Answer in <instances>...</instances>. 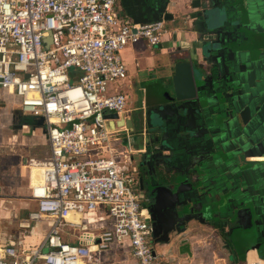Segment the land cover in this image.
I'll return each instance as SVG.
<instances>
[{"label": "built area", "instance_id": "obj_1", "mask_svg": "<svg viewBox=\"0 0 264 264\" xmlns=\"http://www.w3.org/2000/svg\"><path fill=\"white\" fill-rule=\"evenodd\" d=\"M118 1L0 0V95L23 113L41 116L50 145L43 159L28 160L38 171L31 194L37 207L18 224L29 230L51 220L40 245L0 246V264H80L126 240L138 264H164L154 250L150 211L133 188L131 147L119 150L121 133L108 123L118 120L114 114L128 117L127 94L111 92L128 74L122 50L141 41L160 45L167 23L129 22ZM99 209L112 220L99 240L62 239L60 228L70 223V213ZM245 264H264V258Z\"/></svg>", "mask_w": 264, "mask_h": 264}, {"label": "water", "instance_id": "obj_2", "mask_svg": "<svg viewBox=\"0 0 264 264\" xmlns=\"http://www.w3.org/2000/svg\"><path fill=\"white\" fill-rule=\"evenodd\" d=\"M122 2L141 21L164 19L172 31V74L151 110L136 108L130 119L114 114L120 120L108 123L144 159L142 189L155 202L171 196L161 200L174 225L161 238L170 242L192 224L229 226L235 235L248 224L244 239L262 237L264 0ZM188 245L181 240V247Z\"/></svg>", "mask_w": 264, "mask_h": 264}, {"label": "crops", "instance_id": "obj_3", "mask_svg": "<svg viewBox=\"0 0 264 264\" xmlns=\"http://www.w3.org/2000/svg\"><path fill=\"white\" fill-rule=\"evenodd\" d=\"M118 8L121 17L129 22L143 23L137 15L133 16L128 12V7L124 5L122 0L118 1ZM169 10L173 9L170 8ZM169 28L170 24L169 26L167 24L168 31L160 45L150 46L147 42L141 41L127 46L121 52L128 74L120 84L111 87V92L118 89L127 94L128 116H131V112L136 108L147 107L148 98L154 100L158 95V88L172 74L168 56V49L172 46V31ZM137 92L144 95L141 98V104L134 107L133 105L139 101ZM3 103L10 104V106L6 105L5 107L9 109L7 115L11 118V121H8L11 123V127L13 126L14 129L18 130L26 129L27 126L19 121L23 119L21 117L22 110H15V107L19 105L13 99H6L0 95V107ZM122 115L124 118V114ZM16 120L19 123H16ZM5 123L3 127H6ZM24 132L23 135L27 136L28 139L27 144L21 142L24 149L16 147L15 144H12L10 151L0 148V185L3 188V196L0 198V246H38L44 241L51 227L49 218L35 222L29 230L20 228L18 224L20 218L26 217L30 211L37 207V201L31 195L32 183L36 180L33 177V169L28 166V160L33 157L43 159L50 152V145L46 144L45 136L41 135L37 127L32 126L30 131ZM118 137L119 142H121V135L119 134ZM6 141V137L1 135L0 144L3 145ZM16 142L18 141L16 140ZM46 148L48 149L46 155L39 158V151ZM129 148L125 146L123 149L129 150ZM135 152L137 151L131 146L128 155ZM67 217L70 223L62 224L60 234L65 242L72 244H88L97 241L103 231L112 225V220L106 209L83 214L72 212ZM151 236L153 246L161 249L160 252L154 248L164 264H243L248 259L253 261L257 257H261L254 243L246 242V244L244 243L245 260L239 261V252L244 244L237 246L235 239L223 237L209 225L192 224L183 235H175L170 242H165L160 236H156L154 228H152ZM183 239L189 242V248L185 251L187 250L191 254L182 253L184 252L182 250L184 247H181V240ZM93 250H96V247ZM39 264L44 263L40 262ZM80 264H138V260L133 256L130 243L126 240L113 243L105 251L96 250L91 259Z\"/></svg>", "mask_w": 264, "mask_h": 264}, {"label": "flooded vegetation", "instance_id": "obj_4", "mask_svg": "<svg viewBox=\"0 0 264 264\" xmlns=\"http://www.w3.org/2000/svg\"><path fill=\"white\" fill-rule=\"evenodd\" d=\"M159 94V93H158ZM159 98H161V96L159 95ZM152 102L154 103V100L148 98V106L145 107L146 108V111L147 110H151L152 106ZM150 105V106H149ZM143 107V106H141ZM151 107V108H150ZM133 112V111H132ZM131 112V114H132ZM131 117V116H128V118ZM130 119V118H129ZM167 145L169 146L170 143H167ZM138 152V151H137ZM135 152L134 154H130L128 155L127 157V161H128V164H129V167H130V172H131V175L133 177V188H134V191L135 193L137 194L138 198L142 201L143 204H145L149 211H150V215H151V225H152V228H154L155 232H156V236H160L161 235H164L163 232L167 229H171V224L174 225L172 222V220L169 218L167 219L168 217V213L165 211V208H164V205L166 204H163V201L161 199H163L164 201L165 200H168L171 198L170 195H165L164 198L161 197L160 198V201L159 202H155V196H153L151 194V191H149L147 188L145 189H142V184H141V175H142V163L144 162L143 158L139 156V153ZM174 160V161H173ZM176 159H172V160H168L169 164H173L175 162ZM173 162V163H172ZM170 164V165H171ZM192 177V176H191ZM193 178V177H192ZM191 179V178H190ZM182 190V195L185 197L187 195V193L189 192L190 188H183L181 189ZM181 195V193L178 192V198L180 201H183L184 200V197ZM189 198V197H188ZM193 206L194 207H197V203H193ZM190 208V205H188L185 210H187V208ZM190 210H188L189 212ZM196 211H197V208H196ZM191 214H195V212L193 211H190ZM156 217L158 221H155L153 220L152 218ZM261 223H264V221H261ZM231 225V223L229 224ZM249 225L246 224L243 228V232H241L242 234H245V235H248V233H250V231H248V228ZM213 228H216V230H218L217 232L220 234V235H223V237H228L229 239H235V241L237 242V246L238 245H243L244 243H254V246H257L260 245V244H263V241H264V234L262 237H260V235H254L251 234L250 236H247V238H242V240L239 241V237H238V234L235 235L233 233H231V228L229 226H225V225H213ZM254 230V228L252 229V231ZM264 230V229H262ZM170 232V230H169ZM168 232V233H169ZM159 234V235H158ZM163 240V239H162ZM256 249L259 251L260 254H264V252H262L261 250L263 249V245H261L260 247H258Z\"/></svg>", "mask_w": 264, "mask_h": 264}, {"label": "rangeland", "instance_id": "obj_5", "mask_svg": "<svg viewBox=\"0 0 264 264\" xmlns=\"http://www.w3.org/2000/svg\"><path fill=\"white\" fill-rule=\"evenodd\" d=\"M145 86H148V84H145ZM158 89L160 90L161 89V86ZM136 95H137L139 101L136 104L133 105L134 107L141 104V98H142V96L144 94L143 93H140V92H137ZM6 105L10 106L9 103H7V104L3 103L2 107H0V136L1 135L5 136L6 139H7V141L3 145L0 144V148H2L3 150L10 151L11 150V147H12V144H15L16 147H21V148L24 149V146L21 145L22 144L21 142H24V144H27L28 139H27V136L23 135V133H25L24 131H30V129H31L32 126H34V128L37 127L40 130L41 135H44L45 138H46L45 140H47L46 141L47 142L46 144L47 145L49 144L48 138H47L48 133H47L46 122L44 121V119L41 116H33V117H30L31 115H28L27 116V114H25V113L22 112L21 117H23V119H22V121H21V119L19 121L21 123H24L27 126V128L26 129H22V130L14 129L13 126L11 127V123L10 122L8 123V121H11V118H9V116L7 115V112L9 111V109H7L5 107ZM15 110L16 111H19V110L21 111V109H20L19 106L18 107H15ZM18 116H20V115H18ZM4 122H6L5 123V126L6 127H3ZM15 122L16 123H19L17 120ZM120 135H121V142H117L116 143V146H118L119 150H123V148L125 146L128 147L129 143L124 138V135L123 134H120ZM9 137H10V139H9ZM16 140L18 142L15 143ZM121 143H122V146H121ZM47 150H48L47 148L46 149H41L39 151V153H38L39 158H43L46 155V153L48 152ZM40 152H42V153L40 154ZM243 235L244 234L240 233L238 235V237L239 238L240 237L243 238ZM245 244L242 246V248H241V250L239 252V261L245 260L244 259V257H245L244 256ZM154 248L156 250H158V251L161 252V249L159 247L154 246ZM260 256L264 258V254H260Z\"/></svg>", "mask_w": 264, "mask_h": 264}, {"label": "bare ground", "instance_id": "obj_6", "mask_svg": "<svg viewBox=\"0 0 264 264\" xmlns=\"http://www.w3.org/2000/svg\"><path fill=\"white\" fill-rule=\"evenodd\" d=\"M33 177H34L35 180H37V178H38V171H37L36 168L33 169ZM187 248H189V246H188V247H184V248L182 249L184 252H182V253H189V254H191V253L188 252L187 250L185 251V249H187Z\"/></svg>", "mask_w": 264, "mask_h": 264}]
</instances>
